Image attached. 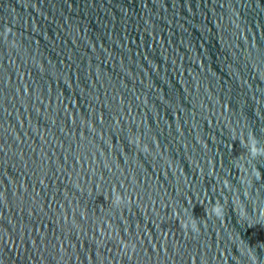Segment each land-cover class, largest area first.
<instances>
[{
	"label": "water",
	"instance_id": "obj_1",
	"mask_svg": "<svg viewBox=\"0 0 264 264\" xmlns=\"http://www.w3.org/2000/svg\"><path fill=\"white\" fill-rule=\"evenodd\" d=\"M0 264H264V0H0Z\"/></svg>",
	"mask_w": 264,
	"mask_h": 264
}]
</instances>
